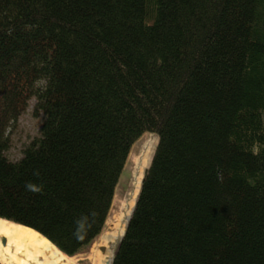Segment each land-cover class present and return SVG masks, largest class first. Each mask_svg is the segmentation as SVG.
Wrapping results in <instances>:
<instances>
[{"label":"trees","instance_id":"obj_1","mask_svg":"<svg viewBox=\"0 0 264 264\" xmlns=\"http://www.w3.org/2000/svg\"><path fill=\"white\" fill-rule=\"evenodd\" d=\"M147 133L112 264H264V0H0V218L81 253Z\"/></svg>","mask_w":264,"mask_h":264},{"label":"rangeland","instance_id":"obj_2","mask_svg":"<svg viewBox=\"0 0 264 264\" xmlns=\"http://www.w3.org/2000/svg\"><path fill=\"white\" fill-rule=\"evenodd\" d=\"M34 105L35 101H32L30 107L25 113H23L19 121L9 129L12 145L8 151V156L13 161H17L22 157V152L25 147L39 134L40 127L42 125V118L35 116ZM158 142L159 140L156 134L147 133L138 139V141L133 145L121 175L116 196L114 198L104 232L89 247H87L84 252L71 258L68 257L70 261L68 263L81 264V262H83L81 259H84V261L89 262L88 264H104L103 256H106L105 254L111 257L114 256L118 244L126 229L129 218L131 217L134 210L143 177L145 176L146 170L151 165L150 159L152 160L154 156ZM147 154L149 155L148 157L146 156ZM142 159L144 160L142 161ZM126 206L130 207L126 208ZM124 207L127 211H124ZM113 226L118 230H116L115 239L110 240L106 237L110 236L108 235L110 232L111 235L113 234ZM2 241L4 242V238H2ZM100 247H104L105 252L101 251ZM39 257L41 258L42 262H46L48 260L44 257H41V255H39ZM46 264L52 263L50 260H48Z\"/></svg>","mask_w":264,"mask_h":264},{"label":"bare ground","instance_id":"obj_3","mask_svg":"<svg viewBox=\"0 0 264 264\" xmlns=\"http://www.w3.org/2000/svg\"><path fill=\"white\" fill-rule=\"evenodd\" d=\"M146 156L148 157L149 155L147 154ZM143 160L144 159H142V161ZM127 207L128 206H126V208ZM125 210L126 209L124 207V211ZM112 228H113L112 232L114 231L113 234L111 235L110 234L111 232H110L108 234L110 236L106 237L107 239H110V240L115 239L116 230H118L114 228V226ZM2 238L7 239L5 244L3 243ZM38 253L39 255H41V257H44L50 260L52 264H66V263L70 264L68 263L70 261L67 255L63 253L62 251H60L47 238L39 234V232L29 227H26L23 225L21 226L17 223H13L8 220H4L0 218V260L3 263H6V264H46L48 260L46 262H42ZM105 255L106 256H103V263L110 264L112 257L108 256L107 254Z\"/></svg>","mask_w":264,"mask_h":264},{"label":"clouds","instance_id":"obj_4","mask_svg":"<svg viewBox=\"0 0 264 264\" xmlns=\"http://www.w3.org/2000/svg\"><path fill=\"white\" fill-rule=\"evenodd\" d=\"M26 188H27V190H30V191H36V192L40 191V189L37 186L33 185V184L26 185ZM77 223H78V227L82 226V222L81 221H78Z\"/></svg>","mask_w":264,"mask_h":264},{"label":"water","instance_id":"obj_5","mask_svg":"<svg viewBox=\"0 0 264 264\" xmlns=\"http://www.w3.org/2000/svg\"><path fill=\"white\" fill-rule=\"evenodd\" d=\"M6 241H7V239L6 238H4V244L6 243ZM113 259H114V256L112 257V259H111V263L110 264H112V261H113Z\"/></svg>","mask_w":264,"mask_h":264},{"label":"flooded vegetation","instance_id":"obj_6","mask_svg":"<svg viewBox=\"0 0 264 264\" xmlns=\"http://www.w3.org/2000/svg\"><path fill=\"white\" fill-rule=\"evenodd\" d=\"M84 260V259H83ZM85 263L84 264H87L88 263V261H84Z\"/></svg>","mask_w":264,"mask_h":264}]
</instances>
